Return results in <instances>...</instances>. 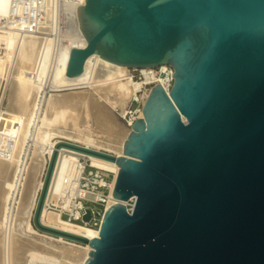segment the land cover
Segmentation results:
<instances>
[{
    "label": "water",
    "instance_id": "1",
    "mask_svg": "<svg viewBox=\"0 0 264 264\" xmlns=\"http://www.w3.org/2000/svg\"><path fill=\"white\" fill-rule=\"evenodd\" d=\"M76 11L85 46L65 77L97 55L170 65L174 81L168 94L153 86L120 157L54 145L32 226L89 245L83 264H264V0H82ZM60 149L119 168L97 238L41 222Z\"/></svg>",
    "mask_w": 264,
    "mask_h": 264
},
{
    "label": "bare ground",
    "instance_id": "2",
    "mask_svg": "<svg viewBox=\"0 0 264 264\" xmlns=\"http://www.w3.org/2000/svg\"><path fill=\"white\" fill-rule=\"evenodd\" d=\"M9 1L0 0L1 17L6 15ZM76 10V7L71 9L77 18ZM6 42L7 51L0 56V76H4L9 68L13 67L14 71L8 86L7 105L0 120V133L10 135L13 142L10 159H0V185H4V195L0 196V264H32L37 261L49 264H83L91 250L89 245L40 233L31 225V216L42 187L48 157L59 141L120 157L129 128L127 124L116 121L107 106L116 105L120 113L124 114L127 101L140 90L141 84L128 80L122 82L127 68L106 62L97 55L87 59L80 76L73 79L65 77L70 50L85 46L79 25L76 31L69 29L52 64L50 38L45 39L39 57L37 54L40 43L35 36L18 37L9 34ZM28 72H32L33 76L26 75ZM46 86L54 90L68 89L71 92L49 97L48 112L39 120L41 124L37 125L33 137L45 147L33 149L29 157L15 230L11 239L5 240L1 229L7 195L23 154L24 139L32 136L29 127L39 112V95ZM75 89L88 91L76 92ZM110 95L115 96L114 102L109 101ZM139 118H143V115L141 114ZM76 154L81 153L69 149L59 150L46 196L47 202L49 199L56 200L57 195L63 190L64 180L76 173ZM85 156L89 158L92 167L106 170L113 174L114 179L116 178L119 168L114 162ZM110 202L114 204L118 201L112 197ZM41 222L89 240L98 237V228L68 222L44 209L41 213Z\"/></svg>",
    "mask_w": 264,
    "mask_h": 264
},
{
    "label": "built area",
    "instance_id": "3",
    "mask_svg": "<svg viewBox=\"0 0 264 264\" xmlns=\"http://www.w3.org/2000/svg\"><path fill=\"white\" fill-rule=\"evenodd\" d=\"M79 5H82V0H10L6 15L0 16V56H3L7 51L6 38L9 34H15L18 37H37L38 43H40L38 57L45 39L50 38L52 41L50 52L52 64L63 39L69 33V29L77 30V18L71 9L73 7L78 8ZM13 71V67L9 68L4 76H0V120L4 115L8 86ZM173 74L174 70L170 65L145 69H127L122 80L141 84L140 90L130 98L129 102L131 105L134 104L136 108L121 116L129 130L135 120L142 114L143 105L153 86L160 85L166 94L169 93L174 81ZM26 75L32 77L33 73L28 72ZM45 94L46 92H41L39 100V106L41 105V107ZM12 142L13 138L10 135L0 133V159H10ZM75 156L76 173L64 180L63 190L57 195L56 200L49 199L47 202V197L45 198L43 209L68 222L99 228L105 209L112 205L110 200H112L115 179L110 172L92 167L87 156L82 154H76ZM28 160V154L23 153L17 166L18 169H16L17 172L12 187L7 195L1 229L5 240H10L15 230L17 209ZM123 203H125L127 213H131L134 198ZM87 211L90 214V219L88 222H84L83 217Z\"/></svg>",
    "mask_w": 264,
    "mask_h": 264
},
{
    "label": "rangeland",
    "instance_id": "4",
    "mask_svg": "<svg viewBox=\"0 0 264 264\" xmlns=\"http://www.w3.org/2000/svg\"><path fill=\"white\" fill-rule=\"evenodd\" d=\"M122 82H124V81H122ZM48 86H46V88H45V90H44V92H46V94H45V97H43L44 98V100H43V102H42V107H41V105L39 106V112L37 113V116H36V118H35V121L32 123V125L29 127V130H30V136H31V138H29L28 139V137L27 138H25L24 139V143H23V149H22V153H27L28 154V157H30V155L32 154V151H33V149H35V148H38V147H45L44 145H41V144H39L36 140H34L33 139V137H34V134H35V131H36V127H37V125L38 124H41L40 122H39V120L41 119H43V116L44 115H46V113L48 112V102H49V97L51 96V95H65V94H67V93H70L71 92V90H68V89H60V90H54V89H50V88H47ZM120 90H122V89H120ZM74 91H76V92H81V91H88V89H75ZM90 91V90H89ZM8 94V93H7ZM40 97H41V93H40V95H39V100H40ZM109 98V101L110 102H114V100H115V96H111L110 95V97H108ZM6 99H7V96H6ZM111 99V100H110ZM130 102V98H129V100L127 101V105H125V109H124V114L126 113V112H128L129 110H131V111H133L135 108H136V106L134 105V104H130L129 103ZM5 105H7V100H6V102H5ZM108 105V104H107ZM108 108H109V110L111 111V114H113V116L115 117V119H116V121H118L119 123H121V124H124V121H123V119H121V116H124V114H122V113H120L121 111L119 110V108H117L116 107V105H113V107L111 106L110 107V105H108L107 106ZM110 108H112V109H110ZM120 113V114H119ZM122 114V115H121ZM32 128H33V131H32ZM29 141H28V140ZM31 142V143H30ZM32 145V146H31ZM22 155V154H21ZM32 225V224H31ZM32 228H34L33 226H32ZM98 227H94L93 229H97ZM35 229V228H34ZM37 232V231H36ZM1 249V248H0ZM0 254H1V252H0ZM1 256V255H0ZM0 259H1V257H0ZM1 261V260H0ZM32 264H49V263H47V262H39V261H37V262H35V263H32Z\"/></svg>",
    "mask_w": 264,
    "mask_h": 264
},
{
    "label": "crops",
    "instance_id": "5",
    "mask_svg": "<svg viewBox=\"0 0 264 264\" xmlns=\"http://www.w3.org/2000/svg\"><path fill=\"white\" fill-rule=\"evenodd\" d=\"M2 185V186H1ZM0 185V196L2 197L4 194H3V192H4V185L3 184H1Z\"/></svg>",
    "mask_w": 264,
    "mask_h": 264
}]
</instances>
